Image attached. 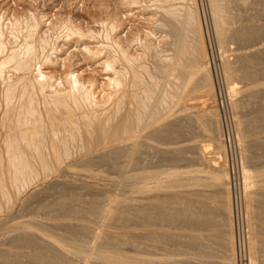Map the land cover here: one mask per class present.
Segmentation results:
<instances>
[{"label":"bare ground","instance_id":"1","mask_svg":"<svg viewBox=\"0 0 264 264\" xmlns=\"http://www.w3.org/2000/svg\"><path fill=\"white\" fill-rule=\"evenodd\" d=\"M160 1L168 4L160 7L161 18L156 26L163 39L159 45H154L150 40L137 37L143 55H134L122 42L114 41L115 25L106 31L107 47L112 53L106 64L115 71L116 77L112 82L113 94L105 102H99L74 74L66 76L67 86L63 81L55 84L53 77L41 70V65L49 62V52L37 73L32 74L30 83L25 82V75L13 81V76L7 74L10 69L22 73L38 65L37 61L34 63L38 50L33 40L38 24L27 23L31 29L26 25L30 31L24 34L21 44H17L20 38L17 32L14 36L17 46L13 47V40L7 41L0 23V186L4 198L0 212L13 206V197L5 189L7 173L16 189V198L30 184L57 174L55 182L64 186L57 200L43 203L41 209L70 219V222L66 219L68 222L54 224L26 223L20 227L22 232L9 235L13 243L10 248H0V264H160L154 246L139 243L143 239L168 244L185 242L198 250L189 264H213L209 257L214 251H205L203 238L200 240L192 234L186 240L182 235L181 240L172 233L157 230L160 224H178L195 230L205 227V223L208 228L219 230L215 241L227 245L229 256L221 257L228 260L227 264H245V261L257 264V259L264 264V241L260 244L257 238L259 225L255 222L258 218L264 220V206H261L264 192L253 190L255 183L264 189V168L253 171L249 163L262 159L264 153L252 158L247 154L248 148L264 149V137L249 142L245 139L264 130V115L240 120L238 108L241 105L235 101L240 88L237 79L252 86L260 82L259 75L264 74V45L239 52L236 59L233 58L235 62L223 55L220 80L217 74L215 76V65L212 66L215 62L207 48L205 18L201 17L195 0H183V5L175 4L180 0ZM209 1L213 34L220 48L230 42L241 48L262 41L264 0ZM170 2L174 3L169 5ZM232 21L240 24H233L236 27L232 28ZM8 24L12 28L9 37L13 39V32L18 28L21 31V27L17 26L14 31L15 24ZM39 40L45 52L49 43L44 38ZM209 47L212 50L211 45ZM220 81L226 83L231 96L227 102L236 116L234 127L243 162L240 183L235 170L227 169L233 149L231 137L224 136L218 109L225 100L224 84ZM254 93H249L248 97ZM198 97L215 103L195 115L197 122L200 119L202 128L212 136V142L200 144L201 153L194 156L188 131L194 116L193 100ZM175 115L178 118H174ZM209 145L216 146L211 153ZM193 157L205 163L214 185L224 186L215 190L220 202L216 210L209 207L206 211L204 200L157 193L170 191V187L184 184L185 179L188 184L203 185L200 181L204 178L199 175L182 177L189 171L181 167L187 168ZM78 177L117 184L120 193L109 194L106 190L108 195H102L101 202L84 201L85 197L77 193V189L82 188L75 184ZM239 188H243L240 193ZM51 227H61L72 237L55 236L50 233ZM28 228L42 231L47 239L25 231ZM89 235L90 239L85 238ZM165 259L166 264L178 262L174 263L170 256Z\"/></svg>","mask_w":264,"mask_h":264},{"label":"rangeland","instance_id":"2","mask_svg":"<svg viewBox=\"0 0 264 264\" xmlns=\"http://www.w3.org/2000/svg\"><path fill=\"white\" fill-rule=\"evenodd\" d=\"M195 2L199 9L201 17L203 16V18H205L206 24H205L204 32H205L207 48H209V51L211 53L210 57H212L214 60L213 62H215L212 63V66L215 65L213 67L214 69L213 71L215 73V76L217 74V76L221 80L223 71L221 70L222 66L220 65V59L223 55L229 56L230 60L232 62H235L234 59H236V56L239 52H248L263 46L264 38L262 39V41L259 40V42H257L253 46L251 45L244 47L242 46L240 48V46L237 45L236 43L230 42L227 43L222 48H220L216 36L215 34H213V28L211 24L212 14L210 11V1L195 0ZM173 3L174 2H170L169 5ZM184 3L185 2H183V0H180V1H176L175 4L183 5ZM166 5L168 4H162L160 0H0V23L3 24V30L6 39L8 38L7 41H9V39L10 41L13 40V47L17 46V44L19 43L21 44L24 41V40L22 41L23 39L22 37L24 36V34L26 35V32L29 33L28 30L31 29V26H29V24L31 25L38 24L36 28V32H34V37H33V40L36 43V48L38 50L36 51V58H35L36 60H34V63L35 61H37L38 63L37 67H32L31 71H25V72L22 71V73L21 72L16 73L14 69H13L14 71L12 72L11 71L12 69H10L7 74L9 76L11 75L13 76L14 79H12L11 77L13 81L15 80L17 81L19 78L24 77L25 75V77L27 78L25 82L29 81L30 83L29 79H31L32 81L33 79L32 74L34 72L37 73L40 63H42L45 55L51 53L49 54L48 57L49 62L42 64L41 70L46 75L53 77L52 81L55 84H57L58 81L60 82L63 81L64 84L66 81V76L70 74H74L75 76L78 77V79L82 83L85 84L87 88H89V90H91V92L94 94V96L99 102H105L108 100V97L113 94L112 82L116 77L115 71L109 69L106 64V61H108L109 59L108 58L109 55L112 54L110 48L107 47L108 41L105 38L106 31L110 30L111 29L110 27L112 25H115L116 29L112 31V38L114 39V41L122 42L126 47L129 48V51L134 55H139V54L143 55V47L140 41H138L139 39L136 38L139 37L143 41L150 40V42H152L154 45L155 44L159 45V41L163 39V35H161V32L158 33V29L156 28V26H157V22L159 23L161 18L162 9L160 7L162 6L165 7ZM10 22L11 23L13 22V24L15 25L16 23L19 24V25L17 24L16 26L14 25L15 27L14 31L17 30V26L21 27L20 28L21 31H19L18 28V30L15 33L13 32V39L11 38V36L9 37V32L12 31V28L10 26L11 28L10 30L9 24L7 25V23ZM231 23L232 24L230 26L232 28L240 24V22L238 21H232ZM233 24L236 26H234ZM26 25L29 27V29L26 28ZM69 29L73 30V32H69L70 34L68 33V31H70ZM15 34L18 38L20 37L17 40L18 41L17 44L14 43ZM40 38L46 39L49 43L46 45L47 47L45 52H43L41 40H39ZM136 43H138V45ZM210 45L212 50H210L209 47ZM262 64L264 65V62ZM117 66H120V64H118ZM261 75H259V77H261L259 78L261 79L260 82L257 84H253V86L250 85L249 82L245 80H244L245 83L241 82L243 81L241 80V78L237 79L238 80L237 83L240 85V88L238 93L236 94L235 101L239 103V106L241 105L238 108V117H240V120H247L256 115H262V114L264 115V111L263 113L261 112L262 111L261 109L264 110V106H262L261 108V105L264 103V85H263L264 74ZM246 82L247 85L245 86ZM65 84H66L65 86H67V83ZM222 84H221L223 89L222 95L224 96L225 100L221 102L222 105L221 103L219 104L218 109L222 119L224 136L228 135L229 137H231L229 139H231V149H233V151H230L229 153V157L227 161V169L230 170V172H233V170H235V173H237V178H239L236 180H238L240 183V181H242L243 179V175H242L243 162H242V157L240 155L241 153L237 141V134L235 132L236 127H234L235 125L234 121L236 120L235 119L236 116L234 115L232 108H230L231 106L227 102V100L229 101L231 96L228 92L229 90L226 87V83L222 82ZM21 85L23 84L21 83ZM249 93H254V96L248 97ZM251 99H253V101ZM207 100H205L203 97L202 98L198 97V99L194 98L193 100V105L195 106L193 107L192 114L194 116L189 126L191 130H189L188 128L189 130L188 132L191 138L190 143L193 147L191 154L194 156L200 155L201 153L199 146L200 144L202 145L203 143L208 144L212 142L211 141L212 136L210 137L209 132L205 131L202 128V126L200 125V119L198 123L197 122L198 119L195 118V115L197 116L198 112L199 114H201V112L203 113L205 111L204 109L208 108L209 106H212L211 104L215 103L213 102V100L209 98ZM242 100L245 103H243ZM221 101H222V97H221ZM259 111L261 112V114ZM1 117H3V115H1ZM174 118H178V116L175 115ZM0 122H2L1 118H0ZM1 124L2 123H0V126ZM261 137H264V130L246 136L245 139L247 142H249L251 140L261 139ZM208 148L210 149L209 152L211 153L216 148V146L209 145ZM263 151L264 149L262 147L261 148L253 147L252 149L248 148L247 154L250 158H252L254 156L263 155L264 153ZM209 152L207 153L210 154ZM212 154L214 155L215 153ZM196 159H197L196 157H193L192 158L193 162H191V164L187 168L181 167L183 170L189 171L187 175L183 174L182 177L185 178L188 176L199 175L204 178L200 182L204 183L205 185L195 184L196 182H194V184H188L189 181L187 183V180L185 179L186 181L185 180L183 181V183L185 182L184 184L182 185L178 184L179 186L174 185V187L173 186L170 187V191L164 190L165 191L164 192L163 190H161L158 191L157 193L159 195L178 194L179 196L185 198L187 197L194 198L197 201L204 200L205 202L203 201L204 202L203 204L205 206L206 211L207 208L209 209V207L216 210V208L218 209L220 206L219 204L220 202L218 200L219 197L216 195L217 194L216 191L218 188H219L218 190H220V187H224V186L223 184L220 185L219 187H217V185H214L211 180L212 174L208 170V167L205 165V163L199 162V158L197 159V161ZM258 159L255 160L254 162H249L251 165V169L253 171H257L264 168V157L260 159V161ZM31 160L32 162H34L33 159ZM232 160L234 161V165L232 164ZM221 163L223 164V162ZM0 174H1V169H0ZM8 174L9 173H7L5 189L7 190L6 192H8V194L13 197V206H11L10 208H5L4 211L0 212V222L2 221L0 226V248L3 247L10 248L12 246L11 244L13 243L11 242L12 236L9 235H13V232L14 235L17 232L18 233L22 232L23 229L20 227L26 226V223L35 221V223L44 222L48 224H54L56 222H68L67 220H69L70 222V219L68 217L66 218L65 216L62 215L56 216L54 215L56 212L55 213L52 211L43 212L44 210L41 209L43 203H51L53 201H56L57 197L59 196V192L62 190L64 186L61 183L55 182V177L57 174L55 176L48 177L46 180H42L30 184L22 191V193L18 198H16L15 196L16 189L14 185L12 186V183L10 181V174L9 175ZM207 177L209 180L207 179ZM82 178L83 177H78V180L75 184L77 186L80 185L82 186V188L79 187L77 189V193L81 195V198L85 197V199L83 198L84 201H92L93 199H95L93 201L101 202L102 199H104V197L108 195L107 191L109 194L110 192L112 194L120 193L119 190L120 188L118 187L117 184L111 183L106 180L103 181L100 179H93V178L82 179ZM60 181L63 182L64 180H60ZM256 184L257 183H255L253 187L254 192H258V191L259 193L264 192L262 186ZM0 187H1L0 203L3 204L4 202V198H2L3 188L2 186ZM56 187L58 189H56ZM241 189L243 188H239V190H237L238 193H240ZM194 191H197L198 193L196 192V194H193ZM97 197L98 199H100V201L97 199ZM78 202L80 204L83 201H78ZM260 205L261 203H259L258 206ZM261 206H264V203H262ZM5 218L6 219L8 218V220H5ZM262 220L261 218H258L255 221L256 224L259 225L257 238L260 244L264 241V220L263 221ZM162 225L163 224H160L157 227V230H159L160 233L163 232H167L170 234L172 233L176 237L178 236L181 237L183 235L185 240L187 236L189 237V235L191 236L192 234L199 237L200 240H202L203 238V243H204L203 246L206 247L205 251L207 249H209L210 252L212 253L214 251L212 255L213 257L212 256L211 258L209 257V261L211 260V263L213 264H215L216 262H218V264H227L226 262L228 260L227 259L222 260L221 258L222 256H224L225 258L229 256L227 245H222L221 243L215 241L217 238V234H219L218 229H216L217 231L213 230L215 228L210 229V227L208 228L206 223H205V227L202 226L198 228L199 230L197 228L195 230H191L189 228H185L182 226L179 227L178 224L175 225L169 224V226L168 225L162 226ZM50 230H53L50 231V233H52L53 235L60 236L64 239H70L72 237L70 233H68L61 227H54V228L51 227ZM11 231H12L11 234L8 233ZM25 231L36 234L38 237L47 239L46 235L42 231L36 228H28ZM213 235H215V238L213 237ZM2 237L6 239V242ZM85 238L90 239L91 236L89 235ZM182 238L183 237H181L180 239L182 240ZM2 240H3V244L1 243ZM139 243L142 246L153 245L157 253L156 257L160 262V264H166L165 258L167 256H170L174 263L178 261L176 264H179V262H181L180 264H189L188 261L189 262L193 261L192 257L194 253L198 251L182 241L177 244H173V243L168 244L165 243L164 241L153 242L151 240L143 239L139 241ZM197 256L198 258H201L199 254ZM242 264L244 263L242 262ZM245 264H248V262L245 261ZM257 264H262V263L257 259Z\"/></svg>","mask_w":264,"mask_h":264},{"label":"built area","instance_id":"3","mask_svg":"<svg viewBox=\"0 0 264 264\" xmlns=\"http://www.w3.org/2000/svg\"><path fill=\"white\" fill-rule=\"evenodd\" d=\"M232 164L234 165V161L232 160ZM234 168V167H233Z\"/></svg>","mask_w":264,"mask_h":264}]
</instances>
